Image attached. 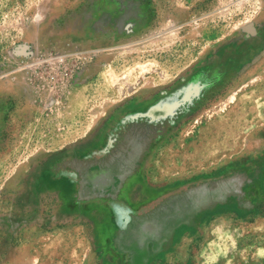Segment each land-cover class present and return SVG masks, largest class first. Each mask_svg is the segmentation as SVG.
Returning a JSON list of instances; mask_svg holds the SVG:
<instances>
[{
  "label": "rangeland",
  "instance_id": "rangeland-1",
  "mask_svg": "<svg viewBox=\"0 0 264 264\" xmlns=\"http://www.w3.org/2000/svg\"><path fill=\"white\" fill-rule=\"evenodd\" d=\"M161 98L173 122L126 183L63 172ZM106 195L151 229L120 231ZM0 264H264V0H0Z\"/></svg>",
  "mask_w": 264,
  "mask_h": 264
},
{
  "label": "water",
  "instance_id": "water-1",
  "mask_svg": "<svg viewBox=\"0 0 264 264\" xmlns=\"http://www.w3.org/2000/svg\"><path fill=\"white\" fill-rule=\"evenodd\" d=\"M175 94L176 92L172 93V95ZM172 102H175V100L169 101L161 98L157 102L150 104H132L126 106L117 121L118 123L116 122L110 128L109 133L105 135L100 144L91 147L89 150L85 151L84 154L81 153L75 156H71L72 154H70L61 159L65 164V170L63 172L70 174V176L79 174L82 178V180H80L82 189L83 186H85V184H83V175L86 174L87 171L94 170L90 186L98 187L96 189L97 191H94L95 195H104L101 193L104 192L102 189L107 187L106 176L112 177L111 173L114 174V170H116L111 167L113 163V165L117 164L119 167L118 170L121 172L118 177L126 183L130 176L136 174L138 168L137 164H139V160L142 159L141 156L139 158L138 156L135 157V152L138 151L141 153V151H143L142 154H144L149 143H152L159 135L158 133L161 127L169 122H173L172 118H174L177 110L176 108H178L177 104L179 103L173 106ZM125 143L131 145L129 147L130 149L128 150L127 148L124 152H120L119 147H123L122 144L126 145ZM131 161H136V166L126 171ZM121 186L123 187V185ZM213 192L214 191L211 193ZM201 194V190L195 189L194 187L190 189L185 188L181 191L171 189L160 194L157 199L152 200V203L155 205L158 203V206L161 204H169L191 209L195 207V205H199L206 200L204 195L201 196ZM106 196L109 199V205L113 208L116 216V223L120 231L127 229V225L134 224V220L138 221L139 219H141V222L144 221L141 225L143 231H148L145 227L151 229L146 214L152 215L154 214L152 213L153 211H145L141 213L140 216L136 205L121 203V200H117V195H113L112 197L111 195Z\"/></svg>",
  "mask_w": 264,
  "mask_h": 264
}]
</instances>
